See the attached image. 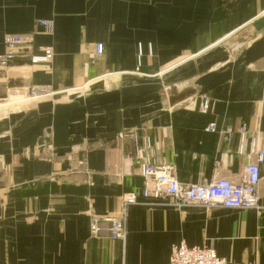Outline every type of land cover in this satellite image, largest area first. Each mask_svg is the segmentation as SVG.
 <instances>
[{
    "label": "crops",
    "instance_id": "obj_1",
    "mask_svg": "<svg viewBox=\"0 0 264 264\" xmlns=\"http://www.w3.org/2000/svg\"><path fill=\"white\" fill-rule=\"evenodd\" d=\"M8 34L32 40L0 65V103L29 100L0 111V264H168L179 242L264 264L255 209L140 202L125 207L123 241L106 222L89 230L92 216H118L123 194L140 193L143 158L172 165L185 185L241 180L254 157L238 153L239 129L264 143V0H0V54ZM46 45L51 60L31 64ZM93 82L62 102L26 97ZM257 195L264 205V174Z\"/></svg>",
    "mask_w": 264,
    "mask_h": 264
},
{
    "label": "built area",
    "instance_id": "obj_2",
    "mask_svg": "<svg viewBox=\"0 0 264 264\" xmlns=\"http://www.w3.org/2000/svg\"><path fill=\"white\" fill-rule=\"evenodd\" d=\"M38 25L44 30L51 31L52 25L48 20H38ZM30 35L8 34L4 36V50L0 54V65L6 66L14 60L21 51L31 41ZM103 52V45L97 43L89 62L93 63L95 56ZM53 56L51 46H41L38 52L29 53V62L37 64L48 62ZM29 98H36L42 95H49L51 92L46 88H31ZM200 111L207 112L211 109L209 99L201 100ZM216 124L210 122L208 130H215ZM228 138L232 132L228 129ZM246 130L242 126L239 129L240 142L238 153L240 155H252L254 161L247 162L242 171V178L238 182H233L226 178H217L204 184H181L174 176L172 165L159 164L149 159H142L139 165L140 175L143 179V186L140 193L128 192L122 196V212L118 216H92L89 230L92 236H97L100 231V223L109 224V237L123 241L126 236L124 210L128 204L145 203H166L176 207L200 206L209 210L215 207L255 209L264 211V205L259 202L257 195V185L264 174V143L259 146L258 134L253 132L250 140H246ZM142 146L146 156L151 154V142L147 134H143ZM248 143V145H247ZM248 146V148H247ZM145 156V157H146ZM141 199V200H139ZM168 264H226V260L216 254L214 249L207 246H187L184 242L173 244L170 248ZM255 264V263H245Z\"/></svg>",
    "mask_w": 264,
    "mask_h": 264
},
{
    "label": "rangeland",
    "instance_id": "obj_3",
    "mask_svg": "<svg viewBox=\"0 0 264 264\" xmlns=\"http://www.w3.org/2000/svg\"><path fill=\"white\" fill-rule=\"evenodd\" d=\"M3 44H4V39H3ZM96 45V44H95ZM4 50V49H3ZM180 59H178V61H179ZM175 63H177V62H175ZM92 84H94V82L93 83H91V84H87V85H85L83 88H80V89H77V90H71V91H64V92H59V93H51V94H49V95H42V96H39V97H36V98H34L33 100H35V99H50V100H52V101H54V102H62V100H64L63 98L66 96V95H69V94H72V96H71V98L73 97H75V98H77V97H83V96H87V95H90L92 92H91V90H88V89H90L92 86H94V85H92ZM94 91V90H93ZM90 92V93H89ZM87 93H89V94H87ZM94 93V92H93ZM164 93V92H163ZM30 95H31V93H29V92H27V94H26V97H30ZM21 97V96H20ZM19 96H15V98H11V99H15V100H11V99H9V100H11V101H15V102H11V101H9V100H6L5 101V103H0V111H9V110H13V109H17V108H19L20 107V105H24V103H26V102H29V100H26V101H20L21 100V98H20ZM4 102V101H3Z\"/></svg>",
    "mask_w": 264,
    "mask_h": 264
},
{
    "label": "water",
    "instance_id": "obj_4",
    "mask_svg": "<svg viewBox=\"0 0 264 264\" xmlns=\"http://www.w3.org/2000/svg\"><path fill=\"white\" fill-rule=\"evenodd\" d=\"M227 43V41H224V42H222V45L223 44H226ZM243 45H245V43L244 42H240L239 44H237L235 47H232L231 48V53L233 54V52L234 51H236L237 49H239L241 46H243ZM51 130H49V131H47V132H45V137H46V141L45 142H48L49 141V139H50V137H51Z\"/></svg>",
    "mask_w": 264,
    "mask_h": 264
}]
</instances>
